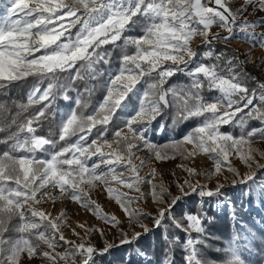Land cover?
I'll use <instances>...</instances> for the list:
<instances>
[{"label": "snow or ice", "instance_id": "obj_1", "mask_svg": "<svg viewBox=\"0 0 264 264\" xmlns=\"http://www.w3.org/2000/svg\"><path fill=\"white\" fill-rule=\"evenodd\" d=\"M256 13H264V0H6L0 14V89L28 77L38 82L10 122L0 118L5 134L0 144L6 145L0 152V264H32L34 259L97 264L98 256L117 246L105 243L100 250L87 239L97 232L105 236L102 229L79 223L84 237L72 228L80 237L76 243L65 236L71 228L66 212L53 217L36 206L72 202L117 230L119 245L135 246L151 231L143 223L149 213L140 206L149 198L161 206L153 218L156 228L171 221L184 231L185 264L223 259L203 247L211 218L203 209L185 211L181 201L192 195L221 196L224 185L218 178L225 170L239 177L234 184L244 185L255 181L253 164L264 169V150L253 146L264 141V81L247 72L245 65L252 62L247 54L213 50L217 42L236 39L250 45L249 53L264 48V31H257L264 15L251 19ZM214 26L227 35L213 32ZM197 38L207 50L194 46ZM113 50H118L119 66L105 68L114 63ZM178 74L188 82L171 83ZM98 89L102 96L93 102ZM58 98L64 107H53ZM33 105L40 107L24 115ZM4 110L0 104V113ZM165 117L173 126L188 127L182 138L158 144L149 133H166L160 122ZM253 120L261 127L249 129ZM229 125L239 135L221 130ZM145 150L149 156L141 158L138 153ZM201 154L211 169L181 164L187 177L182 182L177 177L174 185L156 182L155 168L140 174L152 158L179 155L192 161ZM199 175L205 183H193L191 178ZM214 176L216 186L209 187ZM101 187L126 223L92 199ZM259 196L264 205V188ZM165 264L174 261L166 258ZM227 264L246 261L233 250Z\"/></svg>", "mask_w": 264, "mask_h": 264}, {"label": "trees", "instance_id": "obj_2", "mask_svg": "<svg viewBox=\"0 0 264 264\" xmlns=\"http://www.w3.org/2000/svg\"><path fill=\"white\" fill-rule=\"evenodd\" d=\"M70 2V1H69ZM3 3L6 0L0 2V10L3 9ZM78 27V26H77ZM77 29H73L72 32L75 33ZM105 48H111L110 45L103 46ZM198 48L207 50L202 44L198 45ZM259 48V47H257ZM215 54L219 55L221 52L225 56L232 55L233 52L240 54L234 48L217 43V47L214 49ZM41 52L35 53L36 56L42 54ZM114 63L112 65H104L105 68L110 66L118 67V50H113ZM247 70V69H246ZM252 76L257 79L264 81L258 74L247 70ZM35 77H28L21 81H14L7 89H0V104L5 105V110L0 113V118L4 119L5 122H10L11 119L16 116V113L20 111L18 104L27 102V93L32 88V86L37 83ZM188 78L182 74H178L173 77L171 83H187ZM250 86H255L253 82H249ZM74 95V94H73ZM102 96V92L98 89L93 102L99 100ZM66 105V102L62 98H58L54 108H62ZM40 105H33L29 108V112L24 115L31 114L39 108ZM58 115V113H57ZM19 119V118H18ZM50 119H53L50 117ZM165 123L167 126L166 133L152 134L149 133L150 139L158 144L169 143L172 140L182 138L185 129L188 125L173 126L171 124V118L165 117L160 121ZM249 129L261 127L259 121H250ZM15 126H12L10 131H15ZM222 131L232 132L233 135H239V129L233 128L231 125L223 126ZM47 134V123H45V132ZM5 134L0 133V138ZM263 141H257L253 146L257 148V145ZM187 150V145L184 146ZM6 149V145L0 144V152ZM174 161L189 162L183 160L179 155L174 159H169ZM264 163V161H263ZM260 174H264V169H260ZM173 182V181H172ZM174 185V182H173ZM235 184L231 182L228 185H224L223 194L219 197H213L209 199V203L203 206L200 197L192 195L181 201L184 206L185 211L189 207H194L195 209H203V214L210 217L208 224L206 225L207 231L204 234V239L206 240L203 246L206 250L218 253L223 259L218 261H207L206 264H227V261L232 257V252L235 250L241 258L245 259L246 264H264V223L259 219L255 218L250 214L248 209V196L246 192L242 191V185L237 184L240 193L235 194L234 192ZM214 188V187H213ZM253 190L255 191L254 187ZM177 192L178 189L173 186L170 190ZM174 195V194H173ZM222 197H228L233 209L226 210L223 214L219 213L215 209L214 203L221 199ZM249 199H253V195L250 189ZM178 218L179 213H177ZM154 216L148 215L143 221H149L153 223ZM167 227L156 228L153 226L151 231L141 237L139 242L135 246L119 245V235L118 232L114 235V241L111 243L117 245L112 248L110 253L103 255V260L105 264H147L148 260H151V264H165L166 258H171L174 264H185V252L182 250L181 244L185 239V233L182 229H176L171 221H166ZM196 237V234H192ZM199 251V249H198ZM146 252L147 255L141 257L138 253Z\"/></svg>", "mask_w": 264, "mask_h": 264}, {"label": "rangeland", "instance_id": "obj_3", "mask_svg": "<svg viewBox=\"0 0 264 264\" xmlns=\"http://www.w3.org/2000/svg\"><path fill=\"white\" fill-rule=\"evenodd\" d=\"M70 0H65V2H69ZM3 10V9H2ZM2 10H0V14H2ZM251 11V9H250ZM264 15V13H256L251 19H256L260 16ZM71 18L65 17V21H68ZM79 27V26H78ZM73 29H71L72 31ZM213 32L220 33L221 35H227L222 29L218 27H213L212 28ZM257 31H264V26H261L260 28L257 29ZM217 43H222L223 42H217ZM239 43L245 44L247 47L246 50H243V47L240 46ZM199 44H202V41L197 38L195 41L194 46H198ZM228 45L235 50H237L240 54H247L250 61L252 62H247L245 67L250 69L252 72L258 74L259 76L262 77L264 80V62H261L262 59H264V48H253L251 52H248V49L250 48V45L247 43H244L240 39L233 40L231 43L225 44ZM43 51V50H42ZM188 149L191 150V145H187ZM257 148L260 150H264V141L259 143L257 145ZM138 155L141 158H146L149 156L147 151H142L138 153ZM233 160L236 161V166L240 169V171L246 172L247 168L242 164L241 161H239L235 156L232 157ZM263 163V161H260ZM136 163H139V160L136 161ZM181 164H187L190 167H194L197 169V171H204V170H209L211 169V161H209L203 154L197 156L194 160L189 161V162H179L174 161V160H160L157 161L154 158L150 160L147 166H145L141 170V175H145L152 168H155L157 170V180L156 182H159L160 180H163L165 183H170L173 184V182L176 181L177 177L180 178L181 182L182 180L187 177V173L183 171V168L178 167ZM253 171H255L256 176H255V181L253 183L249 184H244L242 185V191L246 192L247 198H248V209L250 211V214L253 215L255 218H259L263 223H264V205L261 204L260 202V196L259 192L262 188H264V174H260L259 168L255 167V164H253ZM175 173V175H173ZM193 180V183L196 182V180H199L200 183H205V177L203 175L196 176L194 178H191ZM220 183H223V185H228L234 180H239V177L233 176L232 173L228 172L225 170L223 174L218 178ZM173 181V182H172ZM217 183V177H213L212 180L208 181L209 187H215ZM173 186L170 187V190L172 189ZM254 187L255 191L253 190ZM250 189L253 195V199L250 200ZM121 190L126 191V189L121 188ZM147 190V189H145ZM234 192L235 194L240 193L237 184L234 186ZM174 195H177V192H173ZM92 199L98 203L101 208L104 210V212L110 214V215H116L118 218L121 220L125 221L126 223V217L123 216L122 212L119 210V206L115 203L114 200H110L108 198V194L104 189L98 188L94 190L91 193ZM251 201V202H250ZM201 202L203 206H206L209 203V199L207 198H202ZM227 203V209H233L232 204L230 203V200L228 197H222L218 201L214 203L215 209L223 214L225 210V204ZM145 205H147L145 207ZM140 206L144 208V210L149 213L151 216H155L156 212L159 210L161 206L155 204L154 202L149 200L147 201H142L140 202ZM36 207H42L44 210L47 212L52 213L53 217L56 215H59L61 211H64L67 213V223L71 225V228H68L65 230V236L69 240H73L76 243L80 242V237H84V230L78 227L79 223H86L89 226L95 227L102 229L105 232V236L99 235V233H93L90 238H87L90 240L92 244L95 245L97 249L102 250L105 246V243H111L114 241V235L116 234L117 230L111 229L110 226H107L104 224L103 221L98 220L96 217H94L91 213L84 211L82 208H80L78 205L72 203V202H58L56 204H53L51 202H48L46 204L38 205ZM144 224H146L149 228H152L154 226V223L149 222V221H143ZM75 226L78 233H80V237H77L73 235L72 233V226ZM136 231H141L139 227L136 228ZM57 251H64V248H58ZM32 264H45V261L41 259H34L32 261ZM97 264H105L103 260V256H98L97 257Z\"/></svg>", "mask_w": 264, "mask_h": 264}, {"label": "bare ground", "instance_id": "obj_4", "mask_svg": "<svg viewBox=\"0 0 264 264\" xmlns=\"http://www.w3.org/2000/svg\"><path fill=\"white\" fill-rule=\"evenodd\" d=\"M239 44L241 47H243V50H246L247 47L245 46V44H242V43H239ZM72 228H75L76 232H78L74 225L72 226Z\"/></svg>", "mask_w": 264, "mask_h": 264}, {"label": "water", "instance_id": "obj_5", "mask_svg": "<svg viewBox=\"0 0 264 264\" xmlns=\"http://www.w3.org/2000/svg\"><path fill=\"white\" fill-rule=\"evenodd\" d=\"M247 70L251 71L250 69L246 68Z\"/></svg>", "mask_w": 264, "mask_h": 264}]
</instances>
